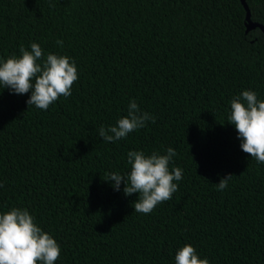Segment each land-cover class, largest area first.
<instances>
[{"label":"trees","instance_id":"obj_1","mask_svg":"<svg viewBox=\"0 0 264 264\" xmlns=\"http://www.w3.org/2000/svg\"><path fill=\"white\" fill-rule=\"evenodd\" d=\"M264 27V0H244ZM241 0H0V61L38 43L75 61L71 95L47 110L0 89V213L27 209L60 245L55 264H264V163L240 148L230 101H264V32ZM62 40L63 45H58ZM135 100L156 117L105 143ZM178 191L135 212L107 174L129 151L166 154ZM232 174L228 187L216 183Z\"/></svg>","mask_w":264,"mask_h":264},{"label":"clouds","instance_id":"obj_2","mask_svg":"<svg viewBox=\"0 0 264 264\" xmlns=\"http://www.w3.org/2000/svg\"><path fill=\"white\" fill-rule=\"evenodd\" d=\"M57 44L62 46L63 41L57 40ZM30 49L21 45L20 56L14 54L0 61V89L8 88L19 95L31 92L28 106L47 110L61 96L71 95L72 85L78 80L77 66L68 56L48 53L45 58L38 43H32ZM230 109L227 121L235 126L240 148L257 163H264V101L258 100L255 92L245 90L230 101ZM149 120L155 123L156 117L141 111L132 100L127 115L118 119L115 126H101L98 134L105 143L115 142L143 128ZM175 155L171 147L163 155L153 152L146 156L143 151H129L130 172H111L105 180L114 181L116 191L123 181L125 196L139 194L133 204L135 212L149 214L178 191L176 182L182 180L183 172L179 167L170 170ZM231 178L232 174L221 178L216 183L217 190H225ZM60 253V245L37 226L27 209L14 207L0 213V264H55ZM175 264H209V261L199 258L192 245H184L175 255Z\"/></svg>","mask_w":264,"mask_h":264},{"label":"water","instance_id":"obj_3","mask_svg":"<svg viewBox=\"0 0 264 264\" xmlns=\"http://www.w3.org/2000/svg\"><path fill=\"white\" fill-rule=\"evenodd\" d=\"M241 2L243 3V5H244V7H245V9H246V20L250 22V20H249V10H248V8H247V5H246V3H245L244 0H241ZM254 26H259V27H261V29H262L263 32H264V27L261 26V25H258V24H252L251 22L247 24V27H248V28H250V27H254Z\"/></svg>","mask_w":264,"mask_h":264}]
</instances>
